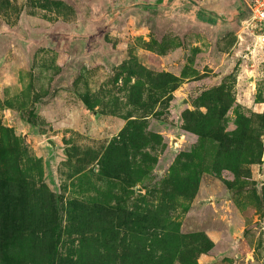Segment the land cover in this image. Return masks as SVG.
<instances>
[{
	"label": "rangeland",
	"instance_id": "rangeland-1",
	"mask_svg": "<svg viewBox=\"0 0 264 264\" xmlns=\"http://www.w3.org/2000/svg\"><path fill=\"white\" fill-rule=\"evenodd\" d=\"M137 1L0 0V264H264V26Z\"/></svg>",
	"mask_w": 264,
	"mask_h": 264
},
{
	"label": "water",
	"instance_id": "water-1",
	"mask_svg": "<svg viewBox=\"0 0 264 264\" xmlns=\"http://www.w3.org/2000/svg\"><path fill=\"white\" fill-rule=\"evenodd\" d=\"M198 8L203 9L205 12H207V13H209L211 15H216V18H217V23L216 24L217 25H220L222 23L223 24H228V23L234 21L235 18H239V16L235 12V9H231L229 11H226V14L229 15L228 16L229 18L223 20L221 18V16L219 15L218 10L208 9L207 7H203V6H200V5H198ZM46 143L48 145V149H49V153H50L49 157L54 156L55 153H56V149L58 147L57 144L54 143L52 139H47Z\"/></svg>",
	"mask_w": 264,
	"mask_h": 264
},
{
	"label": "built area",
	"instance_id": "built-area-1",
	"mask_svg": "<svg viewBox=\"0 0 264 264\" xmlns=\"http://www.w3.org/2000/svg\"><path fill=\"white\" fill-rule=\"evenodd\" d=\"M247 6L251 12V18L264 26V0H247ZM264 41V35L262 36Z\"/></svg>",
	"mask_w": 264,
	"mask_h": 264
},
{
	"label": "trees",
	"instance_id": "trees-1",
	"mask_svg": "<svg viewBox=\"0 0 264 264\" xmlns=\"http://www.w3.org/2000/svg\"><path fill=\"white\" fill-rule=\"evenodd\" d=\"M137 1V0H136ZM156 1H162V3L163 4H161V5H164L165 3H168L169 2V0H156ZM180 2L182 1V0H179ZM180 2H178V4L180 3ZM152 4H154V2L152 1L151 2V0H144V1H137V2H135L134 4H132V5H134V7L135 6H138V5H144V6H148V5H152ZM177 5V4H176ZM86 7V6H85ZM132 6H127V8H131ZM194 7H196V6H194ZM87 8V7H86ZM152 12H154V10H152L151 11V13ZM187 11H185V10H183V14H185ZM189 14H191L192 15V12H188V15ZM197 10L195 11V12H193V19H194V22H197V23H207L208 21L207 20H202L200 17H197ZM190 15V16H191ZM196 17V18H195ZM196 19V20H195ZM54 36H58V35H60V34H53ZM53 35H51L50 37H53ZM87 39H88V37H87Z\"/></svg>",
	"mask_w": 264,
	"mask_h": 264
},
{
	"label": "flooded vegetation",
	"instance_id": "flooded-vegetation-1",
	"mask_svg": "<svg viewBox=\"0 0 264 264\" xmlns=\"http://www.w3.org/2000/svg\"><path fill=\"white\" fill-rule=\"evenodd\" d=\"M234 7H231V9H233ZM230 8L229 9H227V10H224V9H221L218 13H220V12H223V13H225L226 14V11H229V10H231ZM237 12H239L238 10H237ZM215 17H216V15H214ZM229 15H224V17H221L223 20H225V19H228L229 17H228ZM206 23V22H205ZM204 23V24H205Z\"/></svg>",
	"mask_w": 264,
	"mask_h": 264
}]
</instances>
